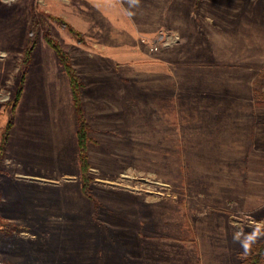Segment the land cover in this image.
Returning <instances> with one entry per match:
<instances>
[{
    "label": "rangeland",
    "instance_id": "rangeland-1",
    "mask_svg": "<svg viewBox=\"0 0 264 264\" xmlns=\"http://www.w3.org/2000/svg\"><path fill=\"white\" fill-rule=\"evenodd\" d=\"M200 1L197 22L140 37L145 53L118 69L132 73L117 106L124 121L94 128L83 115L94 202L80 190L77 160L52 186L0 152L4 212L17 203L67 205L69 213L60 231L39 230L43 216L25 209L1 217V264H239L248 243L264 239V0H226V22L216 5L195 15ZM55 10L43 0H0V145L27 40L39 39V49L47 33L69 58L64 35L85 44ZM160 34L169 45L149 50L144 41Z\"/></svg>",
    "mask_w": 264,
    "mask_h": 264
},
{
    "label": "crops",
    "instance_id": "crops-1",
    "mask_svg": "<svg viewBox=\"0 0 264 264\" xmlns=\"http://www.w3.org/2000/svg\"><path fill=\"white\" fill-rule=\"evenodd\" d=\"M193 1L43 0L44 5L49 2L67 23L85 36V44L68 35H64L63 43L82 83L83 115L90 126L109 129L116 125L115 118L125 120V112L117 117V106L125 103L124 83L132 73L126 66L123 75L118 69L133 55L145 53L139 44L140 37L154 38L163 27L197 22L192 13ZM201 1L195 15L210 14L212 6L216 5L214 7L218 6L219 12L224 13V22L229 19L226 0ZM38 45L39 39L31 52L22 89L10 117L3 157L22 175L54 186L67 174L70 165L73 169L75 160L80 174L76 117L70 81L63 65L48 44L40 42L39 49ZM40 100L44 101V106L40 105ZM86 150L88 152V147ZM38 189L44 192L46 185ZM41 195L43 197L44 193ZM14 206L10 212L0 207V219L11 221L10 216L20 215L25 209L31 216H43L39 230L44 231L62 230L66 218L61 215L69 214L67 205L19 209L17 203Z\"/></svg>",
    "mask_w": 264,
    "mask_h": 264
},
{
    "label": "trees",
    "instance_id": "trees-1",
    "mask_svg": "<svg viewBox=\"0 0 264 264\" xmlns=\"http://www.w3.org/2000/svg\"><path fill=\"white\" fill-rule=\"evenodd\" d=\"M51 18L56 22L64 24L67 30L71 34L75 35L81 41L80 34L77 31H75L70 25L64 23L63 20H61L58 17L51 16ZM44 38L46 42L50 45V47L54 50L59 62L63 65L70 81L72 100L74 105V113L76 117V138H77V146H78L79 170H80V177L82 182L81 192L87 199H90L94 202V198L91 196L89 192V177L87 174L88 173L87 171L89 169V162H88L87 150H86V144L88 140L87 139L88 125L83 117L81 100H80V89L82 87V84L79 81V78L76 75L75 70L71 65V61L67 53H65L59 47V45L51 39V37L47 33H45ZM34 45H35V40H27V42L25 43V47L23 49V54H22L23 69L20 76L16 94L12 102V107H11L12 109L15 107L16 102L18 101L22 89V82H23L25 68L29 63L31 52L33 50ZM10 125L11 122L10 120H8L5 124L3 144L4 141L6 140ZM3 144L0 145L1 153L3 151ZM248 245L250 246V252L249 254L243 256V259L240 260L239 264H264V239L258 243H248Z\"/></svg>",
    "mask_w": 264,
    "mask_h": 264
},
{
    "label": "built area",
    "instance_id": "built-area-1",
    "mask_svg": "<svg viewBox=\"0 0 264 264\" xmlns=\"http://www.w3.org/2000/svg\"><path fill=\"white\" fill-rule=\"evenodd\" d=\"M169 37H166L164 34H160L156 39H153L152 41L146 40L144 43H146L149 46V50L151 51H157L160 46H167L169 45L168 39ZM174 36L171 39H175ZM178 37L176 38V40ZM1 264V263H0Z\"/></svg>",
    "mask_w": 264,
    "mask_h": 264
}]
</instances>
